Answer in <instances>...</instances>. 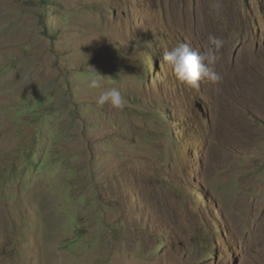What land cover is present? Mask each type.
<instances>
[{"label": "rangeland", "instance_id": "374dc122", "mask_svg": "<svg viewBox=\"0 0 264 264\" xmlns=\"http://www.w3.org/2000/svg\"><path fill=\"white\" fill-rule=\"evenodd\" d=\"M0 264H264V0H0Z\"/></svg>", "mask_w": 264, "mask_h": 264}, {"label": "clouds", "instance_id": "9594fccd", "mask_svg": "<svg viewBox=\"0 0 264 264\" xmlns=\"http://www.w3.org/2000/svg\"><path fill=\"white\" fill-rule=\"evenodd\" d=\"M218 8L219 6L216 5ZM225 41L216 35H208L205 50L198 52L187 43H178L170 50L163 53L162 60L171 68L177 81L190 89H199L201 81H207L213 85L221 83L223 77L216 71V65L221 59V49ZM104 77L92 70L89 78V87L93 89L102 87ZM123 111L126 101L118 88L104 89L96 99V105L103 108Z\"/></svg>", "mask_w": 264, "mask_h": 264}]
</instances>
